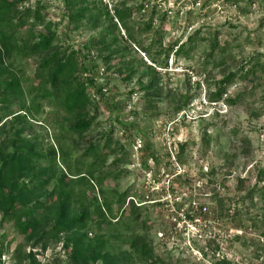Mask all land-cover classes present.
<instances>
[{
  "label": "rangeland",
  "instance_id": "1",
  "mask_svg": "<svg viewBox=\"0 0 264 264\" xmlns=\"http://www.w3.org/2000/svg\"><path fill=\"white\" fill-rule=\"evenodd\" d=\"M65 1L42 0L37 4L29 0L23 8L41 11L45 21L53 24L56 45L76 53L85 72H81L83 79L92 80L87 94L93 102L89 112L95 121L84 140L68 134L65 144L67 148L78 145L76 157L84 152L87 142L97 143L98 151L114 152L108 155L106 168L121 158L120 176L107 178L101 189L96 188L101 204L102 191L104 197L127 191L124 207L112 206L116 218H122L110 233H128L121 222H128L127 204L132 200L141 206V218L149 221L147 231L154 255L165 264H264V226L259 222L264 217V203L258 196L253 203L244 200L253 185L264 186L257 176L264 172V0H95L110 13L122 1L129 8L143 6L142 11L133 13L129 26L137 43L127 41L126 33L118 27L117 48H127L128 52L113 56L109 65L104 64L105 54L84 47L98 31H89L85 22L76 29L68 19ZM147 23L151 29L140 32ZM189 37L193 38L190 44ZM156 38L157 44L149 53L140 49ZM214 40L217 46L212 50ZM173 43L185 44L186 55L166 53ZM131 60L136 62L137 74L124 83L125 73L117 70ZM37 65V60L22 63L23 86L34 81ZM147 66L155 70L162 87L160 101L151 106L137 84ZM252 67L255 75L247 80L239 78ZM229 72H238L236 80L222 101L209 104V95L215 91L213 83ZM241 94L244 96L235 106L224 102ZM178 96L188 98L189 103L175 111ZM51 110L45 100L35 115L37 121L45 122L34 127L33 135L44 139V144H52L58 133L49 125ZM181 144L184 150L179 154ZM240 180L242 186L237 189ZM166 184L167 192L163 189ZM163 200L170 202L160 203ZM192 201L205 205L207 213L195 214L197 227L188 229L187 234H174L171 205L187 210ZM21 243L12 224L0 223V264H16L14 251ZM34 252L40 264H68L61 244Z\"/></svg>",
  "mask_w": 264,
  "mask_h": 264
},
{
  "label": "trees",
  "instance_id": "2",
  "mask_svg": "<svg viewBox=\"0 0 264 264\" xmlns=\"http://www.w3.org/2000/svg\"><path fill=\"white\" fill-rule=\"evenodd\" d=\"M28 1L0 0V223L12 224L16 234L22 238V243L14 251V262L40 264L34 250L45 252L51 246L61 244L68 264H165L163 259L154 255L147 231L149 221L141 218V206H135L133 201L127 204L128 222H121L128 233H110L112 226L120 224L122 218H116L112 206L124 207L127 191L106 197L100 191L103 197L101 204L97 200L96 188L99 186L101 189L105 179L120 176L117 169L121 158L114 159L106 168V159L114 152L98 151L97 143L87 142L84 152L78 157L75 154L78 145L66 147L68 134L84 140L95 121V116L89 112L93 102L87 94L92 80L83 79L81 72L84 70L76 53L56 45L53 24L45 21L41 11L23 8ZM41 1L34 0L37 4ZM65 8L70 23L76 29L85 22L89 31H98L84 47L96 50L99 55L105 54V65L110 64L113 56L128 52L127 48H117L118 27L126 33L127 41L137 43L129 26L133 13L143 10L142 5L137 9L129 8L122 1L110 13L106 6L100 8L95 0H66ZM38 27L41 28L38 30ZM151 27V23L143 24L140 32L147 33ZM192 40L189 37L188 44ZM157 41L158 38L150 46H140V49L149 53ZM216 46L214 40L212 50ZM184 48L183 43H173L165 52L186 55ZM159 53L151 55V60L154 61ZM25 60H37L38 65L32 78L34 81L23 86L26 79L21 65ZM135 63L131 60L117 70L121 75L125 73L122 76L124 83H130L137 74ZM254 69L252 67L239 78L247 80L249 75H255ZM237 73L229 72L213 83L215 91L209 95L210 103L222 101ZM144 77L146 81L142 82ZM137 84L148 106L160 101L162 87L152 67H146L145 75ZM242 96L224 102L232 107ZM168 97L169 92L164 99ZM45 100L53 109L49 125L58 132L53 136L52 144H44V139L33 135L34 127L43 125L44 120L37 121L35 115L41 111ZM188 103V98L178 96L175 111H180ZM108 143L110 139L105 147ZM183 150L184 145L181 144L179 154ZM257 176L258 182L264 181L263 171H259ZM238 185L237 189L242 186L241 180ZM256 187L255 184L247 190L244 200L253 203L258 196L264 203V186ZM215 201L221 204L220 200ZM259 222L264 226V217ZM252 225L256 227L254 219ZM123 246L127 248L124 250ZM2 251L0 248V263Z\"/></svg>",
  "mask_w": 264,
  "mask_h": 264
},
{
  "label": "built area",
  "instance_id": "3",
  "mask_svg": "<svg viewBox=\"0 0 264 264\" xmlns=\"http://www.w3.org/2000/svg\"><path fill=\"white\" fill-rule=\"evenodd\" d=\"M209 104L212 105L214 103H209ZM163 189L165 190V192H167L168 184H166ZM165 201H168V200H163L160 203H164ZM157 202H159V200H157ZM168 202H170V201H168ZM189 204H190V207H189V209L187 208V210H185L184 207H182V206H177L175 204L171 205V211H173V213L175 215V216H173L174 234H176L179 231H181V233H183V235L187 234L188 229L192 230L194 227H197V225L195 223H196V221H199V220H198V218L195 217V214L199 213V214L204 215L207 213V208L205 205L198 206V204L194 201L190 202ZM197 223H199V222H197ZM202 226H204V224H202Z\"/></svg>",
  "mask_w": 264,
  "mask_h": 264
}]
</instances>
